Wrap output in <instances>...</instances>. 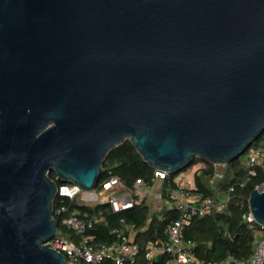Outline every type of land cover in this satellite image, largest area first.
<instances>
[{
	"label": "water",
	"instance_id": "obj_1",
	"mask_svg": "<svg viewBox=\"0 0 264 264\" xmlns=\"http://www.w3.org/2000/svg\"><path fill=\"white\" fill-rule=\"evenodd\" d=\"M263 132L264 0H0V264H67L57 185L126 140L175 174ZM248 207L264 227V184Z\"/></svg>",
	"mask_w": 264,
	"mask_h": 264
},
{
	"label": "built area",
	"instance_id": "obj_2",
	"mask_svg": "<svg viewBox=\"0 0 264 264\" xmlns=\"http://www.w3.org/2000/svg\"><path fill=\"white\" fill-rule=\"evenodd\" d=\"M247 151L240 165L246 169L248 176H254L257 166L264 165V150L253 147ZM167 175L163 171L154 170L150 181L140 179L131 188H127L109 171L108 176L98 181L95 189L89 193H85L74 183L58 184L56 199L59 203L56 213L65 214L61 224L79 237L78 240L68 239L59 236L57 231L54 238L44 246L63 254L67 264H101L104 260H110L114 264H138L139 261L154 264L160 260L162 264H263L264 227L254 221L249 207L247 212L242 214V219L254 230L256 236L250 256L242 259L233 254H226L215 260L198 258L194 253L193 242L184 238L185 227L192 218H202L223 211L230 201L234 188L229 187L225 193L220 192L216 183L222 179V174L216 172L210 179V185L215 192L214 197H203L195 192L194 185L175 179L176 188L163 195L162 181ZM157 181L161 182L160 192L150 197V189ZM262 184L264 183L260 185ZM78 198L107 204L115 214L131 210L147 199H155L159 207L153 210L156 213V221L166 223L160 233L162 236L155 235L154 239L143 237L142 233L152 225V217L146 220L143 227L120 219L118 226L110 229V234L114 237L111 243H93L92 238L87 236L85 231L104 223V219L101 213L89 218H79L70 210V206L64 204V200L73 202Z\"/></svg>",
	"mask_w": 264,
	"mask_h": 264
},
{
	"label": "trees",
	"instance_id": "obj_3",
	"mask_svg": "<svg viewBox=\"0 0 264 264\" xmlns=\"http://www.w3.org/2000/svg\"><path fill=\"white\" fill-rule=\"evenodd\" d=\"M259 139H264V132ZM259 139L251 146L258 147ZM260 148H264V142ZM200 161L203 163V167L196 170L193 176L195 192L203 197H214L215 192L210 185V179L217 172L216 165L194 158L186 169ZM224 167L222 179L218 180L216 184L222 193H225L229 187L234 188L227 206L221 212H214L202 218H192L184 229V238L193 242L195 255L205 260H215L224 257L226 254H233L246 259L252 253L255 245L254 230L242 219V214L247 212V198L250 193L257 185L264 183V165L257 166L254 176H248L246 169L236 159ZM109 171L113 176L118 177L127 188H131L140 179L150 181L154 175V170L142 160L127 140L106 155L99 181L107 177ZM48 176L55 179L53 172H50ZM175 177V174H168L166 179L162 181L163 195L176 188ZM58 203V200L55 199L53 215L58 222V232L61 231L64 237L68 239L78 240L77 234L67 230L61 224L65 214L56 213ZM64 204L70 206V210L74 211L79 218H89L99 213L102 214L104 223L85 231V234L92 238L93 243H111L114 237L110 234V229L118 226L120 219L143 227L146 220L152 217V225L142 233L146 239H154L155 235L162 236L160 233L166 225L165 222L156 221V213L151 210L147 201H142L131 210L120 214L113 213L107 204L97 203L94 206H87L68 200H64ZM101 264L114 263L110 260H104ZM138 264L145 263L139 261ZM154 264H162V260Z\"/></svg>",
	"mask_w": 264,
	"mask_h": 264
},
{
	"label": "rangeland",
	"instance_id": "obj_4",
	"mask_svg": "<svg viewBox=\"0 0 264 264\" xmlns=\"http://www.w3.org/2000/svg\"><path fill=\"white\" fill-rule=\"evenodd\" d=\"M260 141L258 142V148H260V146L263 144L264 139H259ZM253 146H250L248 149H252ZM263 149L264 148H260ZM248 151H245V153H243L240 157H238L236 160L239 162V164H241V161L245 158V156L247 155ZM203 167V163L200 161L199 163H197L196 165L188 168V169H183L177 173H175L176 177L175 180H183L188 182L191 186L193 185V175L194 172L196 170H198L199 168ZM216 170L217 172H220L221 174H223V171L225 170V167L223 165H216ZM161 189V182L157 181L152 188L150 189V197L151 195H153L154 193H159ZM149 205L151 206V210L153 211L154 208H159L158 207V202L157 200H152V199H147L146 200ZM76 202L80 205H87V206H94L97 204V200H82L80 198L76 199ZM59 236H64L63 233L61 231L58 232Z\"/></svg>",
	"mask_w": 264,
	"mask_h": 264
},
{
	"label": "crops",
	"instance_id": "obj_5",
	"mask_svg": "<svg viewBox=\"0 0 264 264\" xmlns=\"http://www.w3.org/2000/svg\"><path fill=\"white\" fill-rule=\"evenodd\" d=\"M196 172V171H195ZM195 172H194V174H195ZM194 176V175H193Z\"/></svg>",
	"mask_w": 264,
	"mask_h": 264
}]
</instances>
